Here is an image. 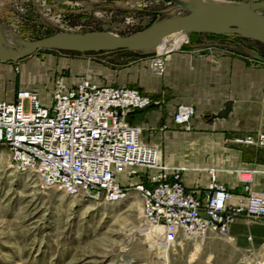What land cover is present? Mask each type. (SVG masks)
<instances>
[{
	"label": "rangeland",
	"instance_id": "rangeland-1",
	"mask_svg": "<svg viewBox=\"0 0 264 264\" xmlns=\"http://www.w3.org/2000/svg\"><path fill=\"white\" fill-rule=\"evenodd\" d=\"M228 1L254 5L264 16V0ZM178 4L176 0H0V26L23 41L91 31L129 35L188 12L175 9ZM193 35L196 32L182 37ZM233 36L250 39L264 56L263 44L256 39ZM159 53L160 46L136 51L38 50L17 61L0 60V90L32 87L48 92L58 76L69 83L91 77L139 90L133 78L151 71L150 61ZM142 138L160 146L150 130L143 129ZM0 155V264H154L164 257L167 264L264 263V219L245 222L241 232L226 237L210 232L180 235L167 249L146 240L149 225L139 214L141 198L136 191L118 204L70 196L43 187L33 173L14 169L5 148L0 147ZM253 225H261L257 233Z\"/></svg>",
	"mask_w": 264,
	"mask_h": 264
},
{
	"label": "built area",
	"instance_id": "built-area-1",
	"mask_svg": "<svg viewBox=\"0 0 264 264\" xmlns=\"http://www.w3.org/2000/svg\"><path fill=\"white\" fill-rule=\"evenodd\" d=\"M168 54L161 50L151 59L154 74L164 73ZM152 103L126 84H103L91 77L69 83L58 76L48 92L21 87L13 98H0V147L14 169L35 174L45 188L103 204L121 203L136 191L143 220L159 230V243L167 249L180 235L226 237L238 217L246 223L264 219V192L233 202L213 171L202 197L186 190L184 168L165 164L160 149L143 140V127L127 119ZM193 115L192 105L180 104L173 122L189 131ZM257 143L264 145V134ZM238 175L243 183L250 182L248 172Z\"/></svg>",
	"mask_w": 264,
	"mask_h": 264
},
{
	"label": "crops",
	"instance_id": "crops-1",
	"mask_svg": "<svg viewBox=\"0 0 264 264\" xmlns=\"http://www.w3.org/2000/svg\"><path fill=\"white\" fill-rule=\"evenodd\" d=\"M151 71L132 81L153 103L128 117L160 140L157 147L165 164L184 168L186 190L202 197L213 171L233 194V202L264 192V145L257 143L264 134V56L251 40L196 32L168 54L162 75ZM12 90H0V98H13ZM180 104L194 107L189 131L173 122ZM240 170L249 173V183L239 179ZM244 223L238 217L229 233L241 232ZM260 227L253 225V233Z\"/></svg>",
	"mask_w": 264,
	"mask_h": 264
},
{
	"label": "water",
	"instance_id": "water-1",
	"mask_svg": "<svg viewBox=\"0 0 264 264\" xmlns=\"http://www.w3.org/2000/svg\"><path fill=\"white\" fill-rule=\"evenodd\" d=\"M195 1V0H194ZM181 16L171 17L129 35L107 31L85 34H67L28 41L19 52L8 55L0 43V60L17 61L38 50L70 51H136L160 46L167 38L182 32H216L230 35H247L264 45V16L242 10L234 12L205 0L195 8H188Z\"/></svg>",
	"mask_w": 264,
	"mask_h": 264
},
{
	"label": "bare ground",
	"instance_id": "bare-ground-1",
	"mask_svg": "<svg viewBox=\"0 0 264 264\" xmlns=\"http://www.w3.org/2000/svg\"><path fill=\"white\" fill-rule=\"evenodd\" d=\"M177 2H179V4L177 5V7L175 9H188V8H195L198 4L204 3L205 0H176ZM211 3L213 4H217L219 6H222L225 9L234 11V12H239L242 10H249L252 12H256L255 11V7L254 5H247V4H242L239 2H234V1H228V0H209ZM123 3V2H122ZM123 6H126L123 4H121ZM127 7V6H126ZM45 20L50 23V24H54L53 22H51L50 20L46 19ZM188 32H182V33H178L177 35L173 36L172 38H167L161 45L160 48L161 50L167 52V51H171V49H175L183 40L182 34L186 35ZM0 43L4 44L3 45V51L4 53L8 54V55H13L17 52H19L21 49L25 48L26 46H28L30 43L28 41H23L21 40L17 33L10 31L7 27L4 26H0ZM163 47V48H162ZM0 155V159H1ZM139 214L142 216V210L140 208L139 210ZM146 224V223H145ZM159 234V230L150 226L148 228H146V233H145V237H147V241L152 245V244H156L159 241H157L155 239V236L158 237ZM160 246V245H159ZM165 260H168V257H164ZM264 264V263H263Z\"/></svg>",
	"mask_w": 264,
	"mask_h": 264
},
{
	"label": "trees",
	"instance_id": "trees-1",
	"mask_svg": "<svg viewBox=\"0 0 264 264\" xmlns=\"http://www.w3.org/2000/svg\"><path fill=\"white\" fill-rule=\"evenodd\" d=\"M119 51H122V50H119Z\"/></svg>",
	"mask_w": 264,
	"mask_h": 264
}]
</instances>
